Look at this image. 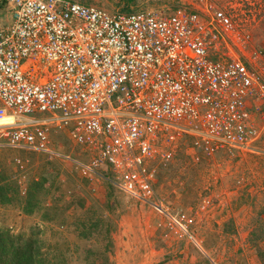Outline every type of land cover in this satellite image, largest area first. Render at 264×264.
Instances as JSON below:
<instances>
[{"label":"built area","instance_id":"built-area-1","mask_svg":"<svg viewBox=\"0 0 264 264\" xmlns=\"http://www.w3.org/2000/svg\"><path fill=\"white\" fill-rule=\"evenodd\" d=\"M5 1L0 148L68 159L51 145L48 125L68 128L89 156L74 160L83 177L159 213L154 165L170 161L177 143L205 155L252 151L264 49L251 24L236 21L241 0H189L170 14ZM172 221L186 232L184 218Z\"/></svg>","mask_w":264,"mask_h":264},{"label":"rangeland","instance_id":"rangeland-1","mask_svg":"<svg viewBox=\"0 0 264 264\" xmlns=\"http://www.w3.org/2000/svg\"><path fill=\"white\" fill-rule=\"evenodd\" d=\"M76 1L166 14L189 2ZM241 1L236 21L251 24L255 45L264 49V0ZM11 16L1 0L0 26ZM257 106L260 135L252 151L205 155L184 140L170 161L154 165L162 213L101 178L83 177L74 160L88 154L68 128L50 123L51 145L68 159L0 148V230L38 240L47 254H60L61 264H264V102ZM176 216L184 218L186 232L173 223Z\"/></svg>","mask_w":264,"mask_h":264},{"label":"trees","instance_id":"trees-1","mask_svg":"<svg viewBox=\"0 0 264 264\" xmlns=\"http://www.w3.org/2000/svg\"><path fill=\"white\" fill-rule=\"evenodd\" d=\"M6 195L2 197L3 203L9 201ZM29 196L32 197V194ZM26 211L30 213L32 208L28 206ZM40 245L38 240H25L0 230V264H61L60 254L49 255Z\"/></svg>","mask_w":264,"mask_h":264},{"label":"crops","instance_id":"crops-1","mask_svg":"<svg viewBox=\"0 0 264 264\" xmlns=\"http://www.w3.org/2000/svg\"><path fill=\"white\" fill-rule=\"evenodd\" d=\"M79 2V1H78ZM81 3H84V4H86L85 2H81Z\"/></svg>","mask_w":264,"mask_h":264},{"label":"clouds","instance_id":"clouds-1","mask_svg":"<svg viewBox=\"0 0 264 264\" xmlns=\"http://www.w3.org/2000/svg\"><path fill=\"white\" fill-rule=\"evenodd\" d=\"M74 1H76V0H74ZM81 3V2H80ZM93 5V4H92ZM12 10V9H11Z\"/></svg>","mask_w":264,"mask_h":264}]
</instances>
